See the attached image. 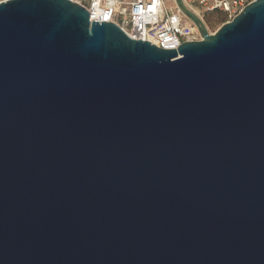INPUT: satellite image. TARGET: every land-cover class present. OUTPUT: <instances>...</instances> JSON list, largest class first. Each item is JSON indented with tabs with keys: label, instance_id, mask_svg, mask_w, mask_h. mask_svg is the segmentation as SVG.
<instances>
[{
	"label": "water",
	"instance_id": "obj_1",
	"mask_svg": "<svg viewBox=\"0 0 264 264\" xmlns=\"http://www.w3.org/2000/svg\"><path fill=\"white\" fill-rule=\"evenodd\" d=\"M161 48L73 0L0 2V264H264V0Z\"/></svg>",
	"mask_w": 264,
	"mask_h": 264
},
{
	"label": "built area",
	"instance_id": "obj_2",
	"mask_svg": "<svg viewBox=\"0 0 264 264\" xmlns=\"http://www.w3.org/2000/svg\"><path fill=\"white\" fill-rule=\"evenodd\" d=\"M5 1V0H0ZM85 6L90 20L116 22L130 36L149 40L161 48H178L186 40L202 38L198 26L180 9L176 0H73ZM253 0H183L188 6L222 10L232 18ZM190 20V23H187Z\"/></svg>",
	"mask_w": 264,
	"mask_h": 264
},
{
	"label": "rangeland",
	"instance_id": "obj_3",
	"mask_svg": "<svg viewBox=\"0 0 264 264\" xmlns=\"http://www.w3.org/2000/svg\"><path fill=\"white\" fill-rule=\"evenodd\" d=\"M126 1L128 2L133 0H126ZM166 3L168 6L175 5L174 0H166ZM197 7L199 9H195L197 11L194 10V12H196L198 16H200L204 20L208 28V31L210 33L215 32L224 22L231 20L233 18V17L231 18L227 12H224L222 10L211 11L204 9L202 6H197Z\"/></svg>",
	"mask_w": 264,
	"mask_h": 264
},
{
	"label": "bare ground",
	"instance_id": "obj_4",
	"mask_svg": "<svg viewBox=\"0 0 264 264\" xmlns=\"http://www.w3.org/2000/svg\"><path fill=\"white\" fill-rule=\"evenodd\" d=\"M131 1H126V0H124V3L126 4V5H128L129 3H130ZM187 6V5H186ZM188 8L192 11V12H194V10L195 9H199L198 7H195V6H188ZM195 11H197V10H195ZM195 14H197L196 12H194ZM198 15V14H197ZM200 17V16H199ZM201 18V17H200ZM202 19V18H201ZM203 20V19H202ZM204 21V20H203ZM187 23H190V20H187ZM205 23V22H204Z\"/></svg>",
	"mask_w": 264,
	"mask_h": 264
},
{
	"label": "crops",
	"instance_id": "obj_5",
	"mask_svg": "<svg viewBox=\"0 0 264 264\" xmlns=\"http://www.w3.org/2000/svg\"><path fill=\"white\" fill-rule=\"evenodd\" d=\"M123 2H124V0H123Z\"/></svg>",
	"mask_w": 264,
	"mask_h": 264
}]
</instances>
